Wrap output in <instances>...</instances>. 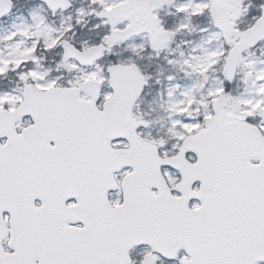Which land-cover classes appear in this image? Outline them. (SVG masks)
I'll return each instance as SVG.
<instances>
[{"label":"snow or ice","instance_id":"snow-or-ice-1","mask_svg":"<svg viewBox=\"0 0 264 264\" xmlns=\"http://www.w3.org/2000/svg\"><path fill=\"white\" fill-rule=\"evenodd\" d=\"M0 264H264V0H0Z\"/></svg>","mask_w":264,"mask_h":264}]
</instances>
